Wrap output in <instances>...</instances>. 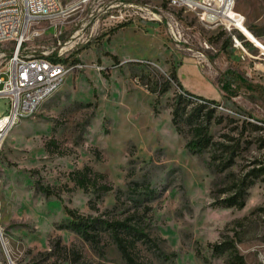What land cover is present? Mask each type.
Returning <instances> with one entry per match:
<instances>
[{
    "label": "rangeland",
    "instance_id": "obj_1",
    "mask_svg": "<svg viewBox=\"0 0 264 264\" xmlns=\"http://www.w3.org/2000/svg\"><path fill=\"white\" fill-rule=\"evenodd\" d=\"M60 2L66 12L35 23L40 34L26 44L31 55L59 57L63 50L64 83L0 133V264H70L59 243L89 264H129L107 224L92 243L67 226L66 206L132 218L150 236L133 249L140 264H264V170L252 171L264 167V97L245 90L230 95L218 83L232 68L264 85V46L239 36L252 24L264 31V0H234L242 19L236 26L207 24L201 11L168 0ZM154 13L160 20L151 19ZM189 64L221 90L213 142L204 150L187 147L193 132L186 120L182 132L172 122L178 94L206 96L186 84L182 70ZM200 101L189 95L185 115ZM10 110L9 98L0 97V118ZM220 154L226 167L212 158ZM86 165L114 185L99 199L71 177ZM238 184L248 185L245 204L228 206L223 199Z\"/></svg>",
    "mask_w": 264,
    "mask_h": 264
},
{
    "label": "trees",
    "instance_id": "obj_2",
    "mask_svg": "<svg viewBox=\"0 0 264 264\" xmlns=\"http://www.w3.org/2000/svg\"><path fill=\"white\" fill-rule=\"evenodd\" d=\"M247 27L258 39L263 41L261 36L264 31L260 29V26L252 24L248 25ZM239 36L241 39L245 40L246 44L252 43V41L248 39L247 35L241 31L239 32ZM171 76L173 77L174 81H176V83L181 88H183V84L178 79L177 72L172 71ZM218 83L220 88L230 95H237L241 90H245L249 92H258L264 97L263 84L248 81L245 76L232 68H228L220 75L218 78ZM166 89L167 87L163 88V90L160 92H164ZM151 90L152 92L157 91L156 89ZM189 95L196 96L197 98H200L201 101L198 102L196 108L192 112L185 115L186 111L185 107L182 106V102L185 99H188ZM175 101L176 102L174 103L172 110V122L175 125L176 130L182 132L183 128L181 122L186 120L187 123L190 124L191 130L193 132V137L187 143V147L190 150H197L196 148L204 150L213 142V138L210 133V125L214 119L217 120V100L210 99L202 95H197L186 90L184 94H178V97ZM218 121L221 122V117L218 119ZM53 142L54 141L52 139L46 142V146L50 151L53 150L51 148V143ZM212 158L218 166L226 167L229 164L227 159H225L221 154L213 155ZM263 170L264 167L252 169V171L255 172V176H259ZM70 174L78 187L84 189L85 191H90L92 189V191L96 194V199H99L103 194L114 188L113 183L108 180L107 175L104 172L96 171L90 165L73 170ZM242 183L245 184L244 181ZM135 184L139 185V183ZM237 186L238 187L235 189L233 194L223 199V201L228 206L236 205L238 207H242L245 204L248 185L238 184ZM41 188L46 192L47 195L55 193L50 187L42 186ZM91 201L93 202V200ZM66 210L72 217V220L69 221L67 226L70 228H75L92 243L97 242V232L102 228V226H104V224H107L112 232V237L114 238L126 261L129 264H140L132 253L133 249L137 247V242L139 239H149L150 236L143 230V228H140V226L136 224L132 218H115L110 213L112 210H107V217H103L106 213L97 216L85 215L80 213L77 209L71 208L69 206H66ZM58 242L60 241L58 240ZM58 246H60V251L64 252L67 256L66 260H69L70 264H89L87 261L82 259L80 253L77 250L70 248L67 245H61L60 243ZM216 246L221 247L220 245ZM234 248L236 250L235 245ZM237 255L240 256L241 260L243 259V255H240L239 253H237Z\"/></svg>",
    "mask_w": 264,
    "mask_h": 264
},
{
    "label": "built area",
    "instance_id": "obj_3",
    "mask_svg": "<svg viewBox=\"0 0 264 264\" xmlns=\"http://www.w3.org/2000/svg\"><path fill=\"white\" fill-rule=\"evenodd\" d=\"M8 8H0V48L12 43L10 52L0 49V97H8L11 110L2 116L16 123L18 117H27L39 109V98L48 89L60 84L61 77L69 70L59 57L40 62L22 61V52H29L26 44L40 33L34 30L35 23L44 19H53V11L66 12L68 6L54 3V0H6ZM234 4V0H231ZM9 2H16V9H9ZM169 6L185 10H199L200 17L207 24H226L228 20L223 9V0H168ZM124 17V15H122ZM160 20L154 13L151 17ZM170 25L175 24L172 20ZM238 42V40H236ZM198 60L203 63L206 56L198 53Z\"/></svg>",
    "mask_w": 264,
    "mask_h": 264
},
{
    "label": "bare ground",
    "instance_id": "obj_4",
    "mask_svg": "<svg viewBox=\"0 0 264 264\" xmlns=\"http://www.w3.org/2000/svg\"><path fill=\"white\" fill-rule=\"evenodd\" d=\"M231 0H223V9L222 11L225 12V15L227 16L229 22L236 26V24H241L240 21L242 20L236 12H234V4H231ZM54 3H61L60 0H54ZM0 8H8V1L6 0H0ZM9 9H16V2H9ZM61 14V11H53V17ZM48 55V54H47ZM46 55V56H47ZM50 57V56H48ZM48 57L42 56V55H31L29 52H22V61H33V62H40L42 60H50ZM68 74V71L66 74H64L63 77L60 79V84L55 85L53 88L48 89V92H45L44 95L39 98V107L42 105V103L50 97L54 92H56L60 86L64 83V80ZM23 117H18L16 119H22ZM12 125L11 121H8L7 119H4L0 121V133L4 132L7 127Z\"/></svg>",
    "mask_w": 264,
    "mask_h": 264
},
{
    "label": "crops",
    "instance_id": "obj_5",
    "mask_svg": "<svg viewBox=\"0 0 264 264\" xmlns=\"http://www.w3.org/2000/svg\"><path fill=\"white\" fill-rule=\"evenodd\" d=\"M186 74H191L192 78H187ZM182 76L190 88L201 92V94H206V96H202H208L207 98L216 99L221 92L216 83L211 80V77H208L193 64H189L188 67L182 70Z\"/></svg>",
    "mask_w": 264,
    "mask_h": 264
},
{
    "label": "water",
    "instance_id": "obj_6",
    "mask_svg": "<svg viewBox=\"0 0 264 264\" xmlns=\"http://www.w3.org/2000/svg\"><path fill=\"white\" fill-rule=\"evenodd\" d=\"M243 32L249 37V39L252 41V42H254V43H259V44H261V45H263L264 46V43L261 41V40H259L251 31H250V29L248 28V27H246V26H244L243 27Z\"/></svg>",
    "mask_w": 264,
    "mask_h": 264
}]
</instances>
